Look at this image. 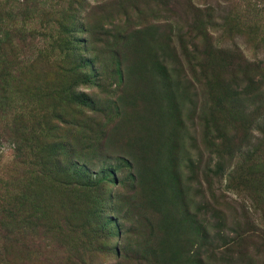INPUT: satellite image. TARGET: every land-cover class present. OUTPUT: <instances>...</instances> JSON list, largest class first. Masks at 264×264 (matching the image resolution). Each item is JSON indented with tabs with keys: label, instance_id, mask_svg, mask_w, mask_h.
Masks as SVG:
<instances>
[{
	"label": "rangeland",
	"instance_id": "374dc122",
	"mask_svg": "<svg viewBox=\"0 0 264 264\" xmlns=\"http://www.w3.org/2000/svg\"><path fill=\"white\" fill-rule=\"evenodd\" d=\"M73 1L46 0L49 9ZM111 1L116 0L76 1L70 31L75 47L84 49L82 22L86 12L92 9V21L99 22V17L103 19L110 9L98 4L107 5ZM138 1L142 12L130 10L135 46L130 47L131 42L110 50L102 49L104 65L93 64L97 51L93 55L85 54L86 73L91 80L76 89L81 95H88H84L86 100L92 98L96 109L110 108L108 113L114 118L110 126H115L108 128L103 151L78 164L79 168L87 167L92 178L106 176L99 203L104 226L100 231L96 224L92 226L95 241L98 243L101 235V243L106 242V246L100 252L97 243L78 245L77 234L72 232L62 242L55 238L31 242L29 250L15 259L18 264H147L132 253L137 236L136 221L143 216L132 209V202L137 201L138 205V200L144 199V213L151 211L147 215L174 212L177 216L181 212L176 222L180 221L178 232L183 235L182 240L192 234L182 223L188 221L187 216L198 211L205 214L209 222L207 239L195 237L192 240L199 246L186 248L191 252L193 264H199V261L195 263L199 253L205 264H264V193H260L264 185L260 171L261 162L264 164L260 130L263 131L264 125L260 120L237 123L236 129L241 128L233 131L230 122L222 120L227 119V111L231 109V93L217 84L223 80L230 83L232 71L240 76L244 66L264 65V0L135 2ZM149 2L148 10L143 4ZM114 16L118 18H113L117 27L124 24L122 15ZM103 22L105 29L113 32ZM201 27L206 36L201 34ZM152 34L154 42L149 45L154 48L151 49L144 44ZM156 43H160L158 47ZM207 43L218 48L219 52L214 50V53L233 65L227 69L210 65ZM151 52H154V61L156 57L159 62L163 60L167 79L159 74L162 71L157 63L151 61ZM143 58L145 63L141 65ZM100 73L98 87H92L95 76ZM108 91L112 97L104 106L105 102L101 101ZM90 105L87 102L86 109ZM218 105L223 108H217ZM218 110L221 111L214 112ZM246 127L250 130L251 147L243 145L239 151L238 147L221 146V136L241 137ZM0 153L3 155L0 167L7 166L11 161L9 145H2ZM176 157L182 172L179 191L163 185L170 165L174 171ZM253 167H257L255 171ZM108 171L111 173L107 174ZM159 184L164 188L159 187L151 196V188ZM135 187L139 191L132 194ZM77 223L72 221L74 225Z\"/></svg>",
	"mask_w": 264,
	"mask_h": 264
},
{
	"label": "trees",
	"instance_id": "16d2710c",
	"mask_svg": "<svg viewBox=\"0 0 264 264\" xmlns=\"http://www.w3.org/2000/svg\"><path fill=\"white\" fill-rule=\"evenodd\" d=\"M76 1L67 2V5L56 4L49 9L46 0H0V150L2 145L8 144L11 154L8 165L0 167V264H18L15 257L28 251L31 242L54 238L62 242L67 238L66 234L72 232L77 234L78 245L97 243L92 226L96 224L97 231L104 226L99 203L106 176L92 178L88 173L90 170L85 166L79 168L78 164L86 157L91 159L103 151L108 141V128L114 118L108 113L110 108L96 109V102L89 97L90 101L86 100L88 95H81L76 89L90 79L86 73L85 54L93 55L97 51L93 64L104 65L102 49L107 47L110 50L131 42L130 47L135 46L130 10L142 12L141 2L116 0L107 5L98 4V7L110 9L103 16L109 20L99 17V22L92 21V9L86 12L82 22L84 49H79L70 37ZM143 5L150 9V2ZM117 13L127 22L120 27L113 23V18L118 19L114 16ZM170 15L177 16L174 13ZM103 21L114 33L105 29ZM200 32L207 35L204 27ZM153 36L144 44L151 49L154 48V45H149L154 42ZM159 44L156 43L157 47ZM207 48L210 65L223 66L224 69L233 65L214 53V50L219 52L218 48H213L210 43H207ZM151 57L162 71L159 74L167 79V70L161 63L163 60L159 62L156 57L154 61V52H151ZM144 63L143 58L140 64ZM231 74L230 83L217 81L227 93H231V109L227 111V119L222 120L229 121L235 129L233 131L241 128L236 129L237 123L260 120L264 125V65L244 66L240 76L234 75V71ZM100 76L101 73L95 76L92 87H98ZM111 94L108 91L101 101L105 102L104 106L107 102L109 104ZM87 102H91L89 109H86ZM217 108L223 106L218 105ZM247 128L241 137L236 134L221 136V146L238 147L239 151L243 145L251 147V134ZM260 147L264 148V129L260 130ZM2 159L0 153V163ZM263 165L262 161V175ZM173 167L174 171L171 165L168 167L170 173H166L163 185L179 191L182 172L177 157ZM256 168L253 167L252 171ZM163 185L151 188V196L159 187L163 189ZM263 188L264 185L260 193H264ZM136 191H139L138 187L132 189V194ZM171 199L175 203L174 196ZM145 204L144 199L138 200V205L137 201L132 202V209L143 215L142 220L136 221L137 236L132 253L138 255L142 263L146 260L147 264H193L191 252L186 248L199 246L192 240L195 237L207 239L209 222L205 214L198 211L187 216L188 221L182 223L193 235L189 234L182 240L183 235L178 232L180 221L176 222L181 212H177V216L174 212H156L150 216L147 213L151 211L144 213ZM114 210L117 212L118 209L114 207ZM72 221H78L77 225ZM98 239L97 246L100 245L101 252L106 242L101 243V235ZM200 255L195 258V263L205 264Z\"/></svg>",
	"mask_w": 264,
	"mask_h": 264
}]
</instances>
